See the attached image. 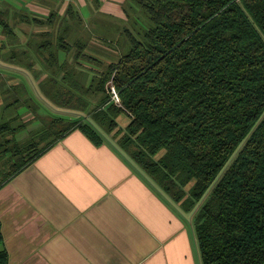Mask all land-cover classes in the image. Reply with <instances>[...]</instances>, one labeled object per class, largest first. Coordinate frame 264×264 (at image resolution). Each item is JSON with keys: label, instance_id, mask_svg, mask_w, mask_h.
<instances>
[{"label": "trees", "instance_id": "obj_1", "mask_svg": "<svg viewBox=\"0 0 264 264\" xmlns=\"http://www.w3.org/2000/svg\"><path fill=\"white\" fill-rule=\"evenodd\" d=\"M132 1L149 24L123 28L128 49L115 60L88 54L81 35L70 40L81 26L72 9L63 19L24 16L45 29L2 43L11 47L3 69L23 79L4 108H42L49 120L24 140L21 112L0 122V186L78 129L112 142L190 216L200 264H264V0ZM14 29L0 9V31L14 39ZM93 91L100 98L85 111Z\"/></svg>", "mask_w": 264, "mask_h": 264}, {"label": "crops", "instance_id": "obj_2", "mask_svg": "<svg viewBox=\"0 0 264 264\" xmlns=\"http://www.w3.org/2000/svg\"><path fill=\"white\" fill-rule=\"evenodd\" d=\"M122 2L0 0L17 33L0 31V103L23 84L3 69L11 47L2 43L22 45L45 29L24 16L63 19L72 9L84 27L99 13L122 19ZM190 219L112 142L94 144L78 129L0 186L8 264H200Z\"/></svg>", "mask_w": 264, "mask_h": 264}, {"label": "rangeland", "instance_id": "obj_3", "mask_svg": "<svg viewBox=\"0 0 264 264\" xmlns=\"http://www.w3.org/2000/svg\"><path fill=\"white\" fill-rule=\"evenodd\" d=\"M122 8V19L115 18L111 14L99 13L97 18H94L91 22L88 21L84 27L82 26L83 29L81 27H76L77 29L74 30V34H71V36L69 37L70 40H72L76 35H81V39L86 41L87 46L85 51L88 54L100 59L103 62L115 60L118 57L119 53H123L128 49V42L125 36L122 35L123 28L130 27L134 30V32H136L140 29L146 28L149 24V19L145 12L141 8H139L132 0H123ZM99 38L106 39L111 42L103 44L99 41ZM84 63L86 67L96 69L98 72L104 68L103 63L98 64L94 61L87 60H85ZM89 77L90 76H88V78ZM89 79H87L86 83L89 82ZM105 87H108V90L111 92L112 98V83L110 81L106 82ZM13 96L14 94H12V97ZM87 97L89 100V104L85 108V111H89L93 108L96 100L100 98V93L93 91L92 93H89ZM8 100L11 99L9 98L6 100L3 98L2 102L0 103V122L6 119L7 116L14 114L16 111L19 113L21 112L20 115L23 116L25 121L23 122L24 129L16 134V139L18 140H24L28 138L30 131L39 128L42 123L49 120V114L42 108L33 110L32 107H30L29 110L24 111V106L22 103L16 106L11 105L10 107L4 108V105ZM31 102L32 105L34 103H37L33 100H31ZM42 104L45 105V107H48L46 103L42 102ZM120 120L126 122V119L123 116L120 117ZM15 121L17 123L22 122L20 119H16ZM0 167H2L1 161Z\"/></svg>", "mask_w": 264, "mask_h": 264}, {"label": "built area", "instance_id": "obj_4", "mask_svg": "<svg viewBox=\"0 0 264 264\" xmlns=\"http://www.w3.org/2000/svg\"><path fill=\"white\" fill-rule=\"evenodd\" d=\"M111 91H112V99L115 101V103L119 104V98L113 87H111Z\"/></svg>", "mask_w": 264, "mask_h": 264}]
</instances>
